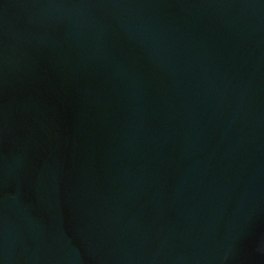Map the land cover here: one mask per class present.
<instances>
[{"label": "water", "instance_id": "1", "mask_svg": "<svg viewBox=\"0 0 264 264\" xmlns=\"http://www.w3.org/2000/svg\"><path fill=\"white\" fill-rule=\"evenodd\" d=\"M0 264H264V0H0Z\"/></svg>", "mask_w": 264, "mask_h": 264}]
</instances>
